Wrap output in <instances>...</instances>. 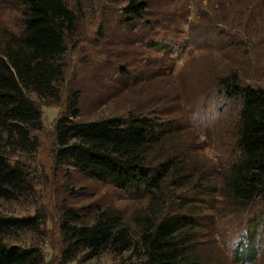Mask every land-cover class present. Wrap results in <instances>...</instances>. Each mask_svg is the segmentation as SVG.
<instances>
[{"label": "rangeland", "instance_id": "1", "mask_svg": "<svg viewBox=\"0 0 264 264\" xmlns=\"http://www.w3.org/2000/svg\"><path fill=\"white\" fill-rule=\"evenodd\" d=\"M64 1L78 23L66 42L61 99L48 103L31 95L39 104L42 128L34 132V153L17 156L28 165L31 186L17 198L0 200V213L32 218V226L7 239L22 248H39L42 264H112L128 253L103 251L89 258L82 252L60 261L59 223L65 209L111 207L128 220L146 203L145 197L55 163L54 123L70 92L78 91L81 121L138 113L159 118L167 129L173 125L162 150L188 152V161L213 177L235 156L241 109L218 83L237 74L240 84L264 89V0H147L146 18L129 23L122 17L128 0ZM8 14V24L19 15L0 4V19ZM193 185L186 192L190 198ZM169 190L165 198L171 202L174 191ZM221 200L213 198V205L217 208ZM195 204L197 251L212 259L208 264H264L260 198L235 216L221 203L217 220L198 214L202 206Z\"/></svg>", "mask_w": 264, "mask_h": 264}, {"label": "trees", "instance_id": "2", "mask_svg": "<svg viewBox=\"0 0 264 264\" xmlns=\"http://www.w3.org/2000/svg\"><path fill=\"white\" fill-rule=\"evenodd\" d=\"M0 4L19 13L18 18H9L10 24L9 14L0 19V200L9 201L31 186L28 165L17 159L34 153V132L42 128L41 110L31 95L48 103L61 99L66 42L76 34L78 16L64 0H0ZM148 7L147 0H128L122 17L128 23L144 20ZM218 84L229 99L241 103V109L235 156L213 177L190 163L188 152L162 150L173 125L167 129L159 118L138 113L81 121L78 91L70 92L54 123L55 163L69 164L132 196L145 197L146 203L128 220L111 207L65 209L59 223L61 262L82 252L91 258L110 251L117 256L128 253L112 264L212 263L197 251L194 233L200 225L195 202L202 206L198 214L211 220L220 217L221 203L231 208L227 214L235 216L258 198L264 202V89L240 84L237 74ZM192 183L194 198L186 193ZM170 188L171 202L165 198ZM213 198L222 199L217 208ZM34 223L30 217L0 213V264H42L39 248H22L7 239Z\"/></svg>", "mask_w": 264, "mask_h": 264}]
</instances>
